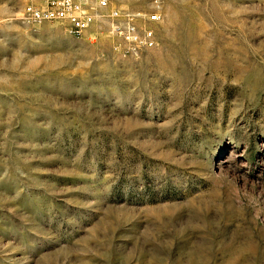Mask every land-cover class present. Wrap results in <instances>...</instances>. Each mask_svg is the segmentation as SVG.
<instances>
[{"label":"rangeland","instance_id":"rangeland-1","mask_svg":"<svg viewBox=\"0 0 264 264\" xmlns=\"http://www.w3.org/2000/svg\"><path fill=\"white\" fill-rule=\"evenodd\" d=\"M28 3L0 0V264H264V0H108L153 28L134 54Z\"/></svg>","mask_w":264,"mask_h":264},{"label":"built area","instance_id":"built-area-1","mask_svg":"<svg viewBox=\"0 0 264 264\" xmlns=\"http://www.w3.org/2000/svg\"><path fill=\"white\" fill-rule=\"evenodd\" d=\"M109 7L108 0H45L42 5H24L19 17L27 23L54 20L74 35H83L93 24L103 21L107 31L124 41L125 53L134 54L143 47L155 44L153 28L140 29L135 23L136 14L133 11ZM157 18L156 12L148 15L151 20Z\"/></svg>","mask_w":264,"mask_h":264}]
</instances>
